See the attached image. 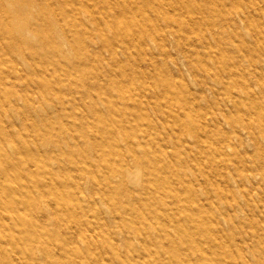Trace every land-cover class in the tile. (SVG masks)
I'll use <instances>...</instances> for the list:
<instances>
[{
    "label": "rangeland",
    "instance_id": "374dc122",
    "mask_svg": "<svg viewBox=\"0 0 264 264\" xmlns=\"http://www.w3.org/2000/svg\"><path fill=\"white\" fill-rule=\"evenodd\" d=\"M78 1H70V4L78 9ZM192 1L166 0L163 7L171 11L177 2L191 4ZM196 2L185 13L192 19L193 25L187 20L177 22L174 19L166 25L162 15L154 13L145 4L151 20L160 24L161 31L165 30L162 43L166 53L150 42L147 54L140 53L139 47L135 46L131 47L132 58L119 49L116 59L125 62L131 58L129 71L133 72L134 78L126 92L138 97L144 109L152 115L151 120L138 121V127L145 132L141 136V147L156 154L160 163L174 167V177L185 176L190 185L197 188L193 195L196 201L190 202L186 192L182 193L185 204L193 207L182 210L177 208V204L175 207L168 202V211L172 214L179 212V217L176 216L174 223H169L170 217L169 221L162 223L173 234L179 231L181 224L191 226L193 236L201 240L200 249L190 247L174 252L172 246L175 244L183 248L180 240L172 242L164 235L157 239L155 228L147 225L149 219L138 215L141 202L161 203L170 198L163 195L155 182L148 180L149 170L154 171L156 177H162L166 175L165 168L156 171L150 166H139L129 154L126 162L131 172L126 176V186L133 194L136 193L137 198H141L134 201L135 196L117 192L115 212L102 193L93 195L96 207L88 208L86 215H91L95 224L98 223L103 230L115 232L117 237L128 233L131 242L114 244L107 238L103 240V234L91 236L88 242L78 240V249L71 252L73 256L89 253L101 242L105 247L98 260L87 259L83 264H113L111 257L114 256L121 259L120 264H214L213 260L218 259L222 264H264V175L257 173L258 161L264 160V129L259 127L256 116L259 107L264 111V0ZM78 15L88 27H95L87 11L79 9ZM65 19L68 21L66 28H70L71 22L78 28L74 16L67 15ZM22 20L20 14L8 23L15 25ZM108 31L111 33V30ZM30 35L34 48L39 47L34 35ZM85 39L91 48H99L96 39ZM47 47H39L37 51L42 54ZM73 51L69 43H63L65 54ZM101 53L106 58V65L110 55L106 50ZM168 53L175 59L167 60L166 67L163 62ZM58 58L46 56L49 63V60ZM206 61L211 67V75L220 81L200 89L196 80L206 75L203 66ZM48 66L53 67L51 64ZM85 66L88 64H80V67ZM71 67L65 61L54 68V74L63 73L64 69L72 70ZM15 81L21 83L19 78ZM12 83L5 82L9 92L13 91ZM68 90L65 84L66 97ZM40 91L35 87L29 96L30 100L44 101L38 113L28 107L25 110L27 113L24 110L13 111L11 119L5 114L1 116L9 119V127L17 138L36 141L40 148L52 149V137L46 127L52 128L53 133L59 131L58 99L52 92L44 91L43 96ZM5 100L3 95L2 101ZM18 102L20 107L24 106L22 98L18 97ZM130 107L135 112L133 115L137 116L135 107ZM61 114L69 121L67 112L62 110ZM36 131H39L38 134ZM67 140L73 141L70 136ZM121 143L125 145L123 140ZM7 145L11 146L9 142ZM88 151L94 158L92 150L88 148ZM65 171L71 179L83 175L80 186L89 193L83 199L73 197V201L80 200L85 204L91 190L102 186L100 182L95 184L85 172L81 174L76 167L66 168ZM78 185L73 183L70 189L75 190ZM199 204L201 209H194ZM147 215H152L154 222H161L153 212ZM121 219L130 225L133 223V226L123 229ZM49 226L53 227V224ZM15 228L16 225L12 229L14 233ZM136 228L146 235L147 243L136 233ZM5 247H10V244L0 243V251ZM32 250L36 261L43 263L41 249L35 245ZM181 257H186V260L181 262ZM174 259L178 262L175 263ZM0 264L3 263L0 261Z\"/></svg>",
    "mask_w": 264,
    "mask_h": 264
},
{
    "label": "bare ground",
    "instance_id": "6f19581e",
    "mask_svg": "<svg viewBox=\"0 0 264 264\" xmlns=\"http://www.w3.org/2000/svg\"><path fill=\"white\" fill-rule=\"evenodd\" d=\"M70 1L73 0H0V243L10 244V247L0 251V261L3 264H10L11 261H14L12 264H66L69 261L71 264H83L87 259L98 260L105 247L101 242L89 253L73 256L71 252L78 249V240L88 242L91 236L103 234V240L107 238L114 244L131 242L128 233H122L119 238L112 230L105 231L98 223L95 224L91 215H86L88 208L96 207L93 195L102 193L115 212L117 192L135 196L134 201L141 198H137L136 193L133 194L126 186V176L131 172L126 162L129 154L139 166H150L156 171L165 168L166 175L162 177H156L155 172L149 170L148 180L155 182L163 195L170 198L164 199L162 204L157 201L141 202L138 215L149 219L147 225L155 228L157 239L164 235L172 242L180 240L183 248L175 244L172 246L174 252L190 247L200 249L201 240L193 236L191 226L181 224L179 231L173 234L162 223L169 221V217V223H174L176 216L179 217V212L172 214L168 211V202L175 207L177 204L178 209L190 210L193 206L185 204L182 193L186 192L190 202L196 201L193 195L197 188L190 185L185 176L174 177V167L160 163L156 154L141 147V136L145 132L138 124L141 120H151L152 115L144 109L138 97L126 92L134 78L133 72L129 71V60L134 56L131 47L138 46L140 53L147 54L150 42H154L164 51L165 30L162 32L160 24L151 20L145 4L154 13L161 14L166 25L173 19L177 22L187 20L193 25L194 22L185 13L190 6L197 4L196 0L192 1L194 4L177 2L171 11L164 10L166 0H79L78 9ZM79 9L88 12L95 27H88L79 17ZM20 14L23 17L20 23H8ZM67 15L76 18L78 28L74 22H71L70 28L65 27ZM30 34L34 35L39 47L49 46L45 52L41 51V54L37 51L39 47L34 48ZM85 37L96 39L99 48H91ZM63 43H69L70 50L74 51L65 54ZM119 49L131 58L125 62L116 59ZM102 50L110 55L106 65ZM52 55L62 61L60 58L51 59L49 63L46 56ZM165 56L167 59L163 64L168 67L167 60L175 58L169 53ZM65 61L72 65V70L64 69L63 73L54 74V68ZM82 62L88 66L80 67ZM49 64L53 67L50 68ZM203 66L206 75L196 80L200 89L220 81L211 75L208 61ZM17 78L21 83H16ZM5 82H13L12 92L5 88ZM65 84L69 88L68 97L64 92ZM35 87L41 90L42 95L44 91L52 92L58 99L59 131L53 133L52 128L46 127L52 137V149L40 148L36 141L17 138L9 127V119L1 116L5 114L11 119L13 111H25L28 107L38 113L44 101L30 100ZM3 95L7 99L5 102L2 101ZM18 97L24 100V108L20 107ZM130 106L135 107L137 116L133 115L135 112ZM62 110L67 112L69 121L61 114ZM256 116L259 127L264 129L261 107L257 109ZM68 136L72 142L67 140ZM88 148L94 153V158ZM69 167L80 169L81 174H88L95 184H102L100 188L91 190L85 204L80 200L73 201V197L83 199L89 193L80 186L83 175L71 179L65 173ZM257 169V173L264 175V160L258 161ZM73 183L79 184L75 190L70 189ZM194 207L201 209V204ZM151 212L161 222H154L153 216L147 215ZM115 218H118L117 214ZM120 221L123 222L120 223L123 229L133 226L125 219ZM15 225L14 233L12 229ZM136 233L144 239V243L149 241L141 229L136 228ZM35 245L41 249L43 263L35 259L32 250ZM179 259L184 262L186 257ZM111 261L113 264L121 263L117 256L111 257ZM174 261L177 263L178 259ZM213 262L222 264L220 259Z\"/></svg>",
    "mask_w": 264,
    "mask_h": 264
}]
</instances>
